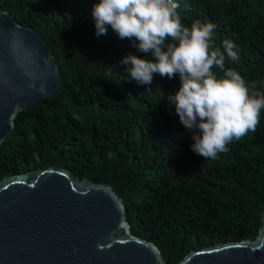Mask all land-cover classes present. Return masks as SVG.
Instances as JSON below:
<instances>
[{"label": "trees", "instance_id": "obj_1", "mask_svg": "<svg viewBox=\"0 0 264 264\" xmlns=\"http://www.w3.org/2000/svg\"><path fill=\"white\" fill-rule=\"evenodd\" d=\"M98 2L0 0L18 24L39 32L61 76L54 97L16 113L0 144V177L54 164L106 183L121 198L131 233L154 243L167 264L191 249L251 239L264 213V108L255 132L227 151L215 159L195 154L192 134L166 102L180 87L178 75L133 80L122 57L151 55L110 26L97 37L91 8ZM174 2L184 26L216 25L214 47L233 42L240 61L225 67L264 92V0Z\"/></svg>", "mask_w": 264, "mask_h": 264}, {"label": "water", "instance_id": "obj_2", "mask_svg": "<svg viewBox=\"0 0 264 264\" xmlns=\"http://www.w3.org/2000/svg\"><path fill=\"white\" fill-rule=\"evenodd\" d=\"M61 76L39 32L0 9V144L17 112L54 97ZM0 264H167L131 233L106 183L43 164L0 177ZM176 264H264V213L251 239L187 251Z\"/></svg>", "mask_w": 264, "mask_h": 264}, {"label": "clouds", "instance_id": "obj_3", "mask_svg": "<svg viewBox=\"0 0 264 264\" xmlns=\"http://www.w3.org/2000/svg\"><path fill=\"white\" fill-rule=\"evenodd\" d=\"M174 0H99L91 8L97 37L109 26L121 39L128 38L137 51L150 54L145 59L128 53L120 63L139 84H151L154 74L169 79L178 75L180 87L168 94L180 123L192 134L191 151L202 158L215 159L226 145L255 132L264 92L255 82H246L226 60L239 63L231 40L223 41V51L214 47L211 22L182 24ZM213 66L223 72L218 78ZM112 70L109 68V74Z\"/></svg>", "mask_w": 264, "mask_h": 264}]
</instances>
